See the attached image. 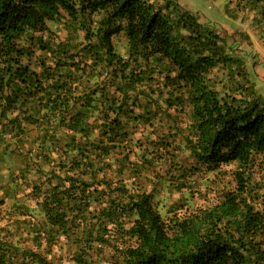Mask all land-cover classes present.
Segmentation results:
<instances>
[{"label": "trees", "instance_id": "obj_1", "mask_svg": "<svg viewBox=\"0 0 264 264\" xmlns=\"http://www.w3.org/2000/svg\"><path fill=\"white\" fill-rule=\"evenodd\" d=\"M237 1L264 40V0ZM62 13L80 41L50 34ZM246 56L176 0H0L1 157L48 163L46 187H32L43 220L10 207L0 264H62L53 249L72 264H105L107 250V264H264L251 172L264 106ZM227 165L234 187L215 203L159 214L151 176L187 189Z\"/></svg>", "mask_w": 264, "mask_h": 264}, {"label": "rangeland", "instance_id": "obj_2", "mask_svg": "<svg viewBox=\"0 0 264 264\" xmlns=\"http://www.w3.org/2000/svg\"><path fill=\"white\" fill-rule=\"evenodd\" d=\"M182 7L193 13H196L201 21H209L220 27V34L230 45H235L245 57V70L249 72V80L253 83L255 96H261L264 106V40L260 38L259 31L252 25L251 15L243 13L237 8V0H176ZM225 9H227L225 11ZM57 21L49 22L50 34L55 39H72L80 41L82 33L75 31L76 24L71 22L65 14ZM116 51L124 56L126 52V38L119 35L113 39ZM30 128V127H29ZM30 135L34 131H30ZM13 143V141H12ZM11 143V144H12ZM28 147V140L23 144ZM18 154L3 155L0 153V227L8 224V212L14 203H22L29 207L33 212V221L38 224L43 220V214L35 205V199L32 196V187L39 184L46 187L44 177L38 173L37 165L39 162L43 170H47L48 163L40 158L33 160L26 156ZM180 160H187V152H181ZM254 167L252 168V181L262 185L261 192L264 191V154L255 157ZM190 162V163H189ZM234 165L222 166L219 170L211 173L199 172L190 180L189 188H177L176 181L173 178L168 182L163 179L151 178L146 182L150 191L153 192L154 202L157 205L159 214L167 217V210L173 203L186 204L190 208L197 206H206L208 203H215L228 190L234 187L233 172ZM156 180V181H155ZM186 205V206H187ZM22 232L27 229L24 224L21 226ZM11 231L9 228L7 229ZM17 234V233H16ZM24 234V233H23ZM25 238V234L22 235ZM108 262L114 260L113 251L105 253ZM48 258H52L62 264H72L68 261L65 251L59 253L53 249ZM107 262V263H108ZM105 263V264H107Z\"/></svg>", "mask_w": 264, "mask_h": 264}]
</instances>
